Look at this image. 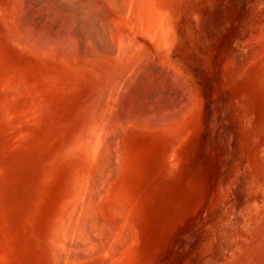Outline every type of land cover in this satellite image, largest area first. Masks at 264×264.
Listing matches in <instances>:
<instances>
[{"label": "rangeland", "instance_id": "rangeland-1", "mask_svg": "<svg viewBox=\"0 0 264 264\" xmlns=\"http://www.w3.org/2000/svg\"><path fill=\"white\" fill-rule=\"evenodd\" d=\"M157 2L170 17L174 35L171 49L162 57L159 54L166 49L148 50L149 63L134 69L128 85L114 91L112 99L116 97L119 108L115 101L110 102L108 111H113L106 114L107 120L101 121L111 128L118 125L115 119L121 118V124L126 111L123 109H137L138 103L141 106L149 103L154 111L152 105L159 101L158 105L163 104L161 108L155 105L156 115L155 111L149 115L164 117L161 113L164 115L168 110V116L175 114L177 118L176 123L168 120L170 125L178 126L166 139L170 146L141 148L128 176L123 172L120 177L121 187L125 189H122L123 197L131 209L132 238L124 261L126 264H234L237 259L234 254L240 251L235 247L243 239L242 208L254 195L250 165L261 157L262 144L255 125H264V103L261 105L264 34H259L264 29V0ZM3 7L16 11L19 30L30 31L43 45L59 46L74 39L79 45L77 50L81 46L82 51L83 47L89 48L86 42L91 31L101 30L97 17L89 21L77 11L75 0H0V9ZM1 17L0 11V57L7 53L8 62L1 58L0 63L17 65V59L14 60L17 51L7 42L6 33L3 34L5 23ZM91 39L94 46L101 48L96 39ZM114 47L117 48L116 44ZM149 67L165 73L167 87L149 86ZM174 80L178 89L173 86ZM170 86L174 88L169 91ZM122 89H126L125 93L128 89L126 95ZM138 100H146V104ZM180 101H187L183 103L185 109ZM102 107L99 105L97 109ZM11 111H0V257L4 256L0 264H45L50 261L45 247L47 228L61 185L48 172L50 160H45L44 152L47 146H37V152L33 153L28 148L29 142L21 141V145L16 141V132L23 129L17 125V113L9 114ZM2 113H8L9 118ZM35 117L30 119L31 123L21 119L20 122L27 123L23 128L37 127L39 120L41 125L44 122L54 125L47 118L43 122ZM35 120L38 123H33ZM168 122L164 121L163 125Z\"/></svg>", "mask_w": 264, "mask_h": 264}, {"label": "bare ground", "instance_id": "bare-ground-1", "mask_svg": "<svg viewBox=\"0 0 264 264\" xmlns=\"http://www.w3.org/2000/svg\"><path fill=\"white\" fill-rule=\"evenodd\" d=\"M99 1L100 3L75 0L77 11H81L84 17L89 21L92 17H97L101 22V30L91 31V37L87 36L89 38L86 42L89 48L83 47L82 51L79 50L81 46L77 50L79 45L74 39H69L59 46L37 42L30 31L23 32L16 26L18 22L15 10L13 12L9 7L0 9L1 18L5 23L3 34L6 33L7 42L17 51V57L14 58L17 59V65L0 63V93L8 91L6 95L0 94V111L12 109L14 114L17 113V125H22V128H19L23 129L18 134L16 132L18 143L29 142L28 148L31 147L30 151L33 153L37 152V146H47L44 152L45 160H50L48 172L50 177L55 178L57 185H61L47 228L45 247L50 261L45 264H126L124 260L131 237V209L129 210L123 197L124 188L121 187L120 177L123 172L128 176L141 148L151 145L170 146L166 139L174 134L178 127L169 124L170 120L177 121L171 111L170 116L166 110V114L161 113L164 117L159 118L148 114H153L157 107L155 105L161 101L151 104L154 111H151L146 100V106L136 103L137 109L134 110L129 107L135 104L131 98L127 99L132 102L131 105L125 103L129 108L124 105L127 109H123L126 111L123 112L125 115L121 124V118L119 121L115 119L118 125H112L111 128L101 122L106 119L107 113L113 111L108 110L111 109L110 102L113 103L116 99H112L114 91L125 84L128 85L127 80L134 69L149 63L146 60L148 50L166 49L159 54L162 57L170 51L174 35L170 17L166 11L161 10V4L158 5L157 1L161 0ZM260 33L264 34V29ZM141 36H147L149 42L146 37L141 40ZM91 38L96 39L97 46L101 48L94 46L93 42L89 41ZM115 44L117 48L114 47ZM3 55L0 61L3 58L4 62H8L7 53ZM160 70L153 67L150 70L148 84L152 85V88L167 87V84L164 85L165 73ZM133 77L130 79L133 80ZM172 82L169 85H173ZM130 83L133 84L131 81ZM182 83L184 85V82ZM175 84L174 80L173 86ZM183 85L179 88L182 89ZM172 88L174 87L169 91ZM188 90L189 88H186V91ZM185 93L183 94L186 95ZM189 93L188 91V96ZM141 101L138 100L144 105L143 100ZM193 102L194 100L191 103ZM117 103L115 101L116 107L119 108ZM171 103L174 105L175 102ZM183 103L180 101L179 104L185 109ZM263 103L264 99L261 105ZM99 105L103 106L102 109H97ZM114 109L117 110L115 106ZM98 110L101 111V116L98 115ZM262 111L264 112V108ZM9 114L3 116L9 118ZM35 116L43 119V122L47 118V121L54 125H46L45 122L41 125L43 123L37 118L40 123L37 124L36 120L33 122H37V127L35 125L23 128V125H27L24 120L27 119L31 123L30 119L36 118ZM21 119L24 120L20 122ZM166 120H169L168 124L163 125ZM179 127L181 129L180 125ZM255 127L258 129L257 138L262 144L261 157L259 162H252L250 165L254 195L249 199V204L242 208L244 222L242 220L240 234L242 232L243 239L238 247H235L240 251L237 255L234 254L237 258L234 264H264V125ZM175 141L172 140L171 145Z\"/></svg>", "mask_w": 264, "mask_h": 264}]
</instances>
